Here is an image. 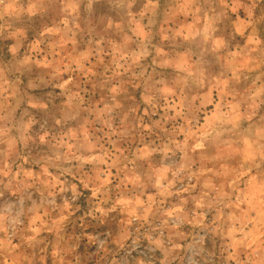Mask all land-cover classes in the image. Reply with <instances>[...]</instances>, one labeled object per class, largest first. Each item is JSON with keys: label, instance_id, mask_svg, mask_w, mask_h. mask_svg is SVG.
Returning a JSON list of instances; mask_svg holds the SVG:
<instances>
[{"label": "rangeland", "instance_id": "rangeland-1", "mask_svg": "<svg viewBox=\"0 0 264 264\" xmlns=\"http://www.w3.org/2000/svg\"><path fill=\"white\" fill-rule=\"evenodd\" d=\"M0 264H264V0H0Z\"/></svg>", "mask_w": 264, "mask_h": 264}]
</instances>
